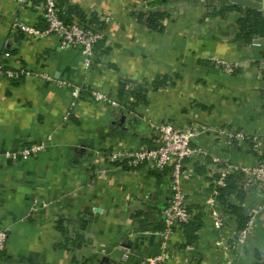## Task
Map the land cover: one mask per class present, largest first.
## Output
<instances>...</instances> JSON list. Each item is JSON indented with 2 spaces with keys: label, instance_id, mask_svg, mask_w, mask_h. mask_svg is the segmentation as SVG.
I'll list each match as a JSON object with an SVG mask.
<instances>
[{
  "label": "crops",
  "instance_id": "crops-1",
  "mask_svg": "<svg viewBox=\"0 0 264 264\" xmlns=\"http://www.w3.org/2000/svg\"><path fill=\"white\" fill-rule=\"evenodd\" d=\"M251 1L264 13V0ZM58 3L69 20L99 24L101 15L109 16L88 69L80 51L60 48L54 35L27 37L16 29V20L44 29L39 11L0 0V58L29 71L18 80L0 78V229L8 234L0 264H138L158 256L168 170L145 163L133 168L108 156L118 148L156 145L151 123L165 121L193 128L192 143L208 157L184 162L191 221L173 233L169 257L160 264H262L260 190L241 191L227 179L217 201L228 226L225 248L214 244L219 232L204 207L218 168L210 157L246 166L264 160V37L239 38L247 7L230 0ZM150 13L162 16L161 29L147 25ZM255 40L260 46L252 45ZM216 59L237 69L226 72ZM58 81L83 87L75 104L70 87ZM91 88L124 108L94 101ZM221 127L256 137L257 148L246 140L227 146L216 136ZM39 142L46 149L37 156L5 155ZM249 220L251 229L239 243L234 234Z\"/></svg>",
  "mask_w": 264,
  "mask_h": 264
},
{
  "label": "built area",
  "instance_id": "built-area-1",
  "mask_svg": "<svg viewBox=\"0 0 264 264\" xmlns=\"http://www.w3.org/2000/svg\"><path fill=\"white\" fill-rule=\"evenodd\" d=\"M21 9L26 6L39 11L45 23V28L41 29L29 25L22 20H16L14 26L23 32L27 37H43L54 35L57 37L60 48H77L84 62L85 69H88L94 58L96 46L103 38V23L109 20L108 14L100 16L99 24L85 21L66 20L61 15V8L58 0H15ZM158 0H143L144 3H152ZM254 46H260L255 40ZM224 71L232 73L237 69L235 63H229L222 59L215 60ZM22 74H29V71L18 67H8L3 59L0 58V78L7 80H18ZM50 81L53 79L44 76ZM59 85L65 84L70 87L72 105L84 92L81 85L57 82ZM87 94L94 101H102L112 108H124L119 101L112 99L104 92L91 88ZM151 128L158 136L156 145L152 147L140 146L137 148H118L109 154L111 161L126 163L129 167H138L145 163L154 171L163 172L168 170L170 176L169 197L166 204L161 209V219L163 228L160 231V253L158 256L141 258L138 264H160L169 257L172 249L171 236L180 229L183 230L191 221V213L187 208L185 191L183 184L189 179V173L184 168L186 159H197L199 157H208V152L201 146L194 145L192 139L195 135L193 128L180 129L169 122L151 123ZM216 136L223 139L227 146L232 147L235 141L246 140L252 144V148L258 146L257 138L251 137L243 131H236L225 127L216 130ZM46 149L44 142L30 143L23 145L19 150L6 152V157L12 159L20 158L23 160L37 156ZM213 164L218 165L215 169V177H211L209 193L204 199L205 210L211 217L212 227L219 232L218 238L214 241L216 246L225 248L224 239L227 232V221L224 215L217 208V201L221 194V189L226 187L227 179L232 177L239 190L250 191L251 189L260 190L264 194V160L260 158L253 166L242 165L229 161L222 162L218 157H210ZM44 205V204H43ZM38 208V207H37ZM34 207V209H37ZM252 221L249 220L246 226L238 229L234 236L237 242L243 243L250 231ZM7 230L0 229V252L4 251L7 243ZM128 250L122 255L125 260L128 257Z\"/></svg>",
  "mask_w": 264,
  "mask_h": 264
},
{
  "label": "trees",
  "instance_id": "trees-1",
  "mask_svg": "<svg viewBox=\"0 0 264 264\" xmlns=\"http://www.w3.org/2000/svg\"><path fill=\"white\" fill-rule=\"evenodd\" d=\"M230 8H235L234 6H227ZM241 8V7H240ZM61 15L63 16V18H65L66 20L67 17H65V12L61 10ZM161 15H157L155 13H150L147 16V20L146 23L150 28H158L161 29V25L159 23V20L161 19ZM254 37H264V13L261 11H257L255 9L252 8H245L243 11V15L242 17L239 19V38H241L242 40L249 42L251 41L252 38ZM230 180V177H229ZM233 185L235 183L234 179H231ZM228 188V185H226V187L222 188V190ZM234 211L236 212L235 208ZM239 215V221L242 222L243 218ZM264 264V261L263 263Z\"/></svg>",
  "mask_w": 264,
  "mask_h": 264
},
{
  "label": "water",
  "instance_id": "water-1",
  "mask_svg": "<svg viewBox=\"0 0 264 264\" xmlns=\"http://www.w3.org/2000/svg\"><path fill=\"white\" fill-rule=\"evenodd\" d=\"M231 2H234L236 4H241V5H244L248 8H253V9H256V10H260L262 8V5L254 2V1H251V0H230ZM123 119V117H122ZM103 261L105 262H109V259L107 258H103ZM110 264H122V263H117V262H114L113 260H110Z\"/></svg>",
  "mask_w": 264,
  "mask_h": 264
}]
</instances>
